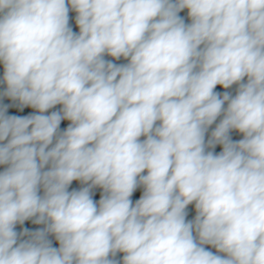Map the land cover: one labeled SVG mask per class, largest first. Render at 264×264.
Wrapping results in <instances>:
<instances>
[{"label":"clouds","instance_id":"9594fccd","mask_svg":"<svg viewBox=\"0 0 264 264\" xmlns=\"http://www.w3.org/2000/svg\"><path fill=\"white\" fill-rule=\"evenodd\" d=\"M0 68V264H264V0H0Z\"/></svg>","mask_w":264,"mask_h":264},{"label":"built area","instance_id":"2783aa9c","mask_svg":"<svg viewBox=\"0 0 264 264\" xmlns=\"http://www.w3.org/2000/svg\"><path fill=\"white\" fill-rule=\"evenodd\" d=\"M185 15H186V14H185ZM61 126H62V127H65V126H66V122H65V124L62 123ZM74 186H75V182H74ZM140 191H141V190H138V191H137V193L135 194V198H138V197H139ZM98 198H99V195H98V197H96V199H98ZM213 251H214V249H213Z\"/></svg>","mask_w":264,"mask_h":264},{"label":"trees","instance_id":"16d2710c","mask_svg":"<svg viewBox=\"0 0 264 264\" xmlns=\"http://www.w3.org/2000/svg\"><path fill=\"white\" fill-rule=\"evenodd\" d=\"M120 62H125V61H120ZM0 74H2V68H0ZM220 149H219V147L217 148V151H219ZM98 195H99V192H97V195H96V197H98Z\"/></svg>","mask_w":264,"mask_h":264}]
</instances>
